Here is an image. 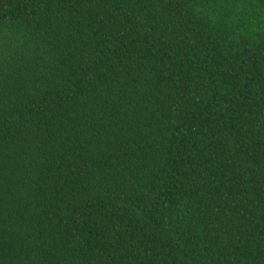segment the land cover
I'll use <instances>...</instances> for the list:
<instances>
[{
	"label": "trees",
	"instance_id": "obj_1",
	"mask_svg": "<svg viewBox=\"0 0 264 264\" xmlns=\"http://www.w3.org/2000/svg\"><path fill=\"white\" fill-rule=\"evenodd\" d=\"M0 264H264V0H0Z\"/></svg>",
	"mask_w": 264,
	"mask_h": 264
}]
</instances>
